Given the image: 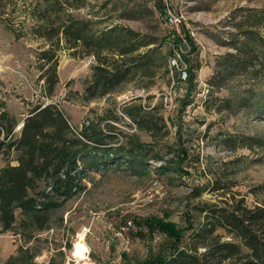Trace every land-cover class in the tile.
Masks as SVG:
<instances>
[{
  "label": "rangeland",
  "instance_id": "1",
  "mask_svg": "<svg viewBox=\"0 0 264 264\" xmlns=\"http://www.w3.org/2000/svg\"><path fill=\"white\" fill-rule=\"evenodd\" d=\"M32 1L0 0V93L20 122L29 103L43 100L37 53L45 44L29 33L30 5L24 4ZM170 2L183 15L189 36L185 63L193 76L191 90L188 77L183 80L177 68L165 74L157 67L155 76L137 74L119 91L85 102L81 95L93 65H87V56L73 57L61 50L60 82L46 101L58 103L78 129L91 123L108 129L107 124H113L119 131L137 133L176 166L182 146L189 154L183 167L190 174L161 175L153 167L163 161L151 158L150 171L143 174L127 169L125 162L90 170L83 179L84 190L51 211L50 228L25 231L16 224L12 230L0 231V264L21 251H28L36 264H143L158 254L169 255L174 243L166 233L147 232L139 224L146 217L173 222L181 232L180 247H189L192 233L206 222L205 204L221 206L243 198L250 207L264 205V65L258 77L240 75L213 92L208 84L218 58L234 51L230 44L238 41L243 30L252 28L264 35V22L250 26L248 18L264 11V0ZM164 5V0H86L85 6L71 11L100 21L101 27L118 24L159 37L162 51L169 56L170 45L155 13ZM20 33L24 36L18 37ZM226 101L230 108H225ZM134 105L163 115L169 134L163 137L139 129L124 113ZM114 114L117 121L106 119ZM247 137L261 144L243 146ZM227 138L235 141V148L225 142ZM4 164L0 156V167ZM122 213L139 226L128 246L117 236ZM218 233L228 236L223 229ZM10 249L14 253L5 258Z\"/></svg>",
  "mask_w": 264,
  "mask_h": 264
},
{
  "label": "trees",
  "instance_id": "2",
  "mask_svg": "<svg viewBox=\"0 0 264 264\" xmlns=\"http://www.w3.org/2000/svg\"><path fill=\"white\" fill-rule=\"evenodd\" d=\"M24 4L30 5L29 33L45 44L37 53L43 100L29 103L20 122L0 93V156L5 159L0 167V231L12 230L16 224L25 231L50 228L51 211L84 190L83 179L88 171L108 163L125 162L127 169L143 174L150 171L151 158L163 161L153 167L161 175L190 174L183 167L189 154L182 146V157L176 166L173 159H165L137 133L119 131L113 124H107L108 129L94 123L78 129L58 103L46 101L54 96L60 82L61 50L69 51L73 57L95 56L91 77L81 95L85 102H90L119 91L137 74L155 76L157 67L169 74L171 68L160 38L118 24L101 27L100 21L75 16L71 10L85 6L86 0H33ZM248 18L250 26H258L264 22V11ZM230 47L234 51L220 55L216 71L208 81L212 92L237 76H260L264 35L252 28L245 29ZM187 71L191 90L193 76L190 69ZM226 102L225 108H230V102ZM153 110L134 105L126 107L124 113L139 129L167 136L165 117ZM106 119L117 121L119 117L114 114ZM254 140L247 137L242 145L261 144ZM225 142L235 148L233 139L227 138ZM227 203L205 204L206 222L192 233L189 247H180L181 232L173 222L154 216L141 220L139 224L147 232L158 231L174 238L169 255L158 254L143 264H264V205L250 207L243 198ZM219 229L227 233V238L218 233ZM201 247L204 250H199ZM6 264L36 263L28 251H21Z\"/></svg>",
  "mask_w": 264,
  "mask_h": 264
},
{
  "label": "built area",
  "instance_id": "3",
  "mask_svg": "<svg viewBox=\"0 0 264 264\" xmlns=\"http://www.w3.org/2000/svg\"><path fill=\"white\" fill-rule=\"evenodd\" d=\"M164 3L163 10L155 11L156 21L164 37H166L167 43L170 45V54L168 56L170 68H177L179 73H181L182 79L186 80L188 71L185 63V54L190 50V41L184 28V17L174 10L170 0H164ZM95 61L94 55L87 57V65H92ZM154 187L157 192L158 181L154 182ZM119 223L120 226L117 231V236H120L128 246L133 242V234L139 231V226L133 218L128 217L125 213L119 216ZM86 253H89V250Z\"/></svg>",
  "mask_w": 264,
  "mask_h": 264
},
{
  "label": "crops",
  "instance_id": "4",
  "mask_svg": "<svg viewBox=\"0 0 264 264\" xmlns=\"http://www.w3.org/2000/svg\"><path fill=\"white\" fill-rule=\"evenodd\" d=\"M11 252L9 254H7V256L5 258H7L8 256H10L12 253H14V249H10Z\"/></svg>",
  "mask_w": 264,
  "mask_h": 264
}]
</instances>
